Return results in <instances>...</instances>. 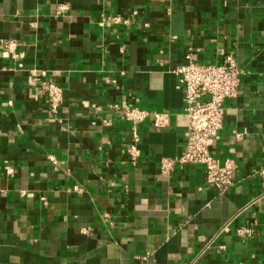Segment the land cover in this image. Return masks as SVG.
I'll return each instance as SVG.
<instances>
[{
  "label": "crops",
  "instance_id": "crops-1",
  "mask_svg": "<svg viewBox=\"0 0 264 264\" xmlns=\"http://www.w3.org/2000/svg\"><path fill=\"white\" fill-rule=\"evenodd\" d=\"M188 55L244 71L210 143L237 164L224 194L178 161ZM115 105L170 114L136 163ZM262 169L264 0H0V264H264Z\"/></svg>",
  "mask_w": 264,
  "mask_h": 264
},
{
  "label": "built area",
  "instance_id": "built-area-1",
  "mask_svg": "<svg viewBox=\"0 0 264 264\" xmlns=\"http://www.w3.org/2000/svg\"><path fill=\"white\" fill-rule=\"evenodd\" d=\"M65 7H60L63 10ZM118 22V17L110 18ZM4 49L14 58L17 57V43L14 40L3 42ZM188 61L176 69L179 83L184 91V112L188 117L187 135L183 151L178 161L203 167L206 184L227 193L235 185L237 164L233 159H218L210 149L211 140L223 128L224 103L239 95L244 71L232 56L221 63H198L188 55ZM48 105L54 113L58 112L63 101L62 88L52 81L42 83ZM123 120L131 124V140L127 154L136 163L141 151L139 126L151 119L155 127H165L170 123V114L151 111L137 106L115 105ZM241 138V134L237 135ZM170 163H164L166 173ZM264 177V169L261 171ZM249 230L241 229V234Z\"/></svg>",
  "mask_w": 264,
  "mask_h": 264
}]
</instances>
